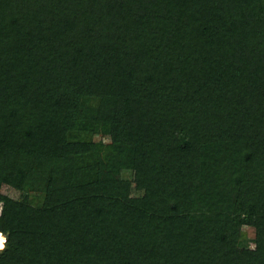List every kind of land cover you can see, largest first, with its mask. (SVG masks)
<instances>
[{"label":"trees","instance_id":"16d2710c","mask_svg":"<svg viewBox=\"0 0 264 264\" xmlns=\"http://www.w3.org/2000/svg\"><path fill=\"white\" fill-rule=\"evenodd\" d=\"M111 1L0 0V264H264V0Z\"/></svg>","mask_w":264,"mask_h":264},{"label":"rangeland","instance_id":"374dc122","mask_svg":"<svg viewBox=\"0 0 264 264\" xmlns=\"http://www.w3.org/2000/svg\"><path fill=\"white\" fill-rule=\"evenodd\" d=\"M149 1L151 3H153V0H143V1H139L137 3V7H139V5L142 4L141 2L148 3ZM120 2H123V1H120ZM120 2H118V3H120ZM127 2H126V0H124L125 5H126ZM35 3L37 5L36 6V9L38 10L42 6V4H41L42 2H41V0L40 1L39 0H36ZM115 3L117 4V2L115 0H112L111 1V4H115ZM130 3H131L130 4V7L134 6V4H135V2H133V1H130ZM167 10H169V12H167ZM177 11L178 10H176V9L174 11L172 9L166 8V9L160 11V17L157 16V17H153V18L156 19V22H160V25H161V28L160 29H161V31L167 32V35H165V37H164L165 42H167L168 39L170 41H177V40H181L182 39L183 41L186 42V39L187 38H190L191 39V42H192L193 41V38L190 36L189 33L186 32L187 31V28L190 29V26L186 28V24H187V21L186 20H187V18L183 21L184 24H181V23H178L177 22V19L176 18H173L172 19L170 17L167 18V17L163 16V15L169 14V13L171 14V16H173ZM105 15L106 14L104 13L103 17ZM109 18L108 19L107 18H104V21H106L105 23H107L109 21ZM97 26H99L101 28V25H97ZM141 27H142V33L140 35V39L146 38L147 33H145V32L148 30L149 31V34L152 33L154 35L156 34L155 36H157V37L160 36V42H161L160 43V47H161V45H162V41L161 40H163V38L161 39V35H160L161 34V31L160 32L155 31V33H154V30L156 29L154 23H151V22L150 23H146V24L142 25ZM97 30H98V28H97ZM94 34H95V31H94ZM96 35L98 36L99 33H96ZM138 42H139V40H138ZM122 44H124V43L122 42ZM194 44H198V45L204 46L205 42H204V40H196L194 42ZM134 45H137V44L136 43L135 44H131L130 47H129V51L131 53H134V49L136 48V46H134ZM142 45L143 44L141 43L140 44L141 48H142ZM132 62H134V60ZM137 63H139V62H137ZM141 76H143V73L141 74ZM213 133H214V130H213ZM92 141H94V143L97 144V145H100V146H104L105 147V146H107L108 144L111 143V136L110 135H105V134H103L101 132H98L92 138ZM6 192H7V190H6ZM28 197L31 200H33L34 193L32 192ZM2 212H3V203H0V216L2 215ZM242 233L244 235L245 245L247 246V248L250 249V250H254V248H255V231H254V229L251 228V227H249V226L248 227L247 226H244L243 229H242ZM5 243H6V237L3 234L0 233V250L4 249V247L6 245Z\"/></svg>","mask_w":264,"mask_h":264}]
</instances>
